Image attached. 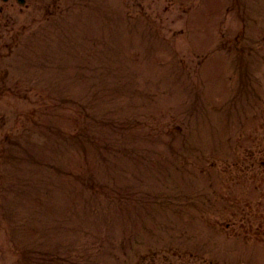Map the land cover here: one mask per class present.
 <instances>
[{"label":"rangeland","instance_id":"obj_1","mask_svg":"<svg viewBox=\"0 0 264 264\" xmlns=\"http://www.w3.org/2000/svg\"><path fill=\"white\" fill-rule=\"evenodd\" d=\"M48 2L0 0L6 9L0 12V173L5 171L2 177L9 186L21 180L35 200L24 205L20 198L12 204L21 229L27 228L19 234L35 250L14 249L9 245L12 235L0 227V264H34L25 254L31 251L47 254L49 264H264V0ZM243 17L260 45L250 65L228 52V43L207 56L223 33L232 41L246 27ZM55 83L58 89L50 93L57 92L59 102L65 103H42L41 92ZM116 87L112 96L109 91ZM233 95L237 100L229 107ZM210 101L224 111L216 113ZM36 109L47 113L34 129L30 150L46 143L41 134L49 124H59L73 139L71 133L77 135L94 123L100 139L111 121L115 127L116 120L144 121L141 129L152 137L122 149L124 158L111 159L104 173L87 179L92 195L102 181L132 186L121 196L124 206L100 195L103 209L82 207L83 200L72 199L66 188L46 203L37 201V191L24 185L38 177L26 171L22 160L28 144L19 135L22 126L32 124L20 114ZM186 119L180 141L174 142L169 133ZM16 132L20 143L13 148L5 138L10 133L14 143ZM120 137L124 147L126 138ZM165 140L175 147L171 153ZM111 142L105 138L100 143ZM67 146L77 148L73 140ZM147 149L158 150L157 170H148L152 164ZM135 151L137 158H127ZM61 155L70 170L85 164L73 151ZM49 164L52 168L55 162ZM175 165L181 167L173 170ZM188 166L211 172L210 177L195 173L205 194L195 190L199 184L190 181ZM68 179L60 185H68ZM193 201L206 209L194 210L188 206ZM3 213L0 200V216ZM176 221L177 229L172 227ZM58 223L68 225L54 228ZM104 236L105 243L98 241ZM91 240H97V246ZM86 247L91 249L86 252ZM55 251L61 259L49 257ZM19 254H24L22 261Z\"/></svg>","mask_w":264,"mask_h":264},{"label":"trees","instance_id":"obj_2","mask_svg":"<svg viewBox=\"0 0 264 264\" xmlns=\"http://www.w3.org/2000/svg\"><path fill=\"white\" fill-rule=\"evenodd\" d=\"M104 190H105V187H103L102 191H104ZM33 250H35V248H33ZM29 254H28V257L30 258L31 262H33L34 264H49V262L47 263L46 260L44 259L47 257V254H45V255H44V253L43 254H35L32 251ZM60 254L61 253H57L55 251L53 254H49V257L56 256V257L60 258L61 257ZM55 260H57V259H52V261H55Z\"/></svg>","mask_w":264,"mask_h":264}]
</instances>
